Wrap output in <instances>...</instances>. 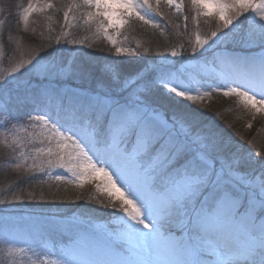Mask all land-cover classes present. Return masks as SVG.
<instances>
[{"label":"snow or ice","instance_id":"obj_1","mask_svg":"<svg viewBox=\"0 0 264 264\" xmlns=\"http://www.w3.org/2000/svg\"><path fill=\"white\" fill-rule=\"evenodd\" d=\"M162 4L181 14L176 0H81L64 18L84 8L85 18L99 20L112 41L109 29L126 21L158 27L147 14L162 16ZM191 7L197 15L215 14L218 22L210 35L196 36L189 55L173 47L158 54L164 62L125 73L117 63L97 70L62 52L49 57L42 47L0 79V127L12 124L8 102L31 104L39 113L29 123L40 125V144L48 145L24 152V142L14 138L8 147L24 161L12 156L9 163L33 175L64 169L78 184L102 180L108 197L119 202L110 225L51 218L34 225L27 238L0 218V244L9 257L31 254L33 264H264V154L200 126L191 110L162 111L156 96L163 88L183 101L199 99L170 79L168 57H184L196 62L195 73L209 87L264 111V0H191ZM34 10L29 0L20 19ZM8 18L0 19V29ZM115 52L142 56L138 49Z\"/></svg>","mask_w":264,"mask_h":264},{"label":"trees","instance_id":"obj_2","mask_svg":"<svg viewBox=\"0 0 264 264\" xmlns=\"http://www.w3.org/2000/svg\"><path fill=\"white\" fill-rule=\"evenodd\" d=\"M35 1L36 0H31V2L34 3ZM28 3L29 0H4L3 3L5 16L8 18L9 13H11L6 23L8 29L12 35L21 38L25 46L34 45L35 47H39V49L42 47L48 48L49 50L47 53L49 56L52 53L57 54V52H62L67 57L70 56L69 54H72V60L87 67H94L97 70L101 69L106 64L117 63L125 70V73H134L145 65L164 62L161 60H158L159 62L156 61L160 58L158 55L159 53L168 52L173 47L176 49L180 47L184 49L190 46L192 39L191 35L195 31H198L201 35H210L211 31L215 30L218 22L215 14L212 16H204L197 15L196 12L194 13L195 23L191 21L193 12L190 13L187 21H185L184 18L188 15L184 16V14H180L178 16L173 12L172 8L163 6L162 4L161 8L163 11L161 19L164 25L163 28L154 27L153 25H144L143 21L138 20L134 22L128 21L126 22L127 25H124L117 31V33H119L117 38L122 42H117V44L110 46L105 40L103 41L97 37H90L88 39V36H84L85 34L82 35L81 32L75 30L76 28H67L66 30L61 6L53 7L51 10L47 7L35 10L32 13L29 25L27 28L23 29L20 15L22 14L21 10H23ZM11 25L14 26L11 27ZM8 29L6 28L3 40H1L4 47L8 46V42L5 38ZM82 38L89 43L84 46L85 49L83 50H77V44L73 45L67 43L68 41H77ZM57 39L61 41L59 45L56 44ZM132 39L137 40L139 43L137 48L134 46ZM50 46L56 48H51ZM116 47L138 49L142 53V56L132 57L130 52L122 53L121 56H117L115 52ZM143 48H150L151 54L143 55ZM186 50L188 51V49ZM10 57L11 52L7 51L4 57L6 63L10 62ZM97 75L99 76V71H97ZM84 83L87 86L88 82L84 81ZM163 95L171 98L172 101L179 104L182 109L198 113L196 119L200 126L211 127L235 144L242 145L243 148L251 149L254 152L260 151L264 154V143H259L257 141L251 142L248 138L244 137V131H246L245 126L248 125V119L252 117L250 113L248 115L243 109L237 107V109H233V113L229 114V107L226 103H224L223 106L218 104L221 102L219 100L221 97L220 94L209 90L204 96L197 95L199 99L196 101L189 102L183 101L180 98H175L164 91L163 88H158L156 96L160 109L164 112L171 113L172 111L179 110L175 109L170 103L169 105H165L160 100L164 97ZM18 104H16V108L14 109L16 114L11 115L12 112L10 110L7 111L9 118H11V116L13 118L11 120L12 125L17 123L19 119L29 120L30 115L35 116L39 113V109H36L35 106L31 104L21 102ZM17 126L20 125L18 124ZM17 126H7L6 128L8 129L7 132L11 129H17L18 138L24 142L25 149H27L26 151L21 149L22 151L29 152L35 147H47V141H45L43 145L40 144V140L43 139L44 134L37 125L31 127L33 124H23L22 126L27 128L26 132L24 131L25 127L16 128ZM28 134H32L31 143H28ZM7 139L5 141V146L0 148V186L5 185L11 189V191H6V194L0 196V199L6 201L3 206H0V210L3 211L5 208L8 209V211L0 212V214L9 212V208L12 206L20 208V210H22L21 213H31L33 211H24L29 210L28 208L25 209L24 206L33 204L41 198L42 200L49 201H42L45 205L40 206L37 211H46L45 209L51 208L52 206L54 210L61 211L66 215H70L74 212L93 217L97 214H101L103 217L109 215L108 210L104 208L105 205L102 204V202H104V197L98 194L96 188L95 190L89 189L90 187L93 188V182L90 180L83 182V184L75 188V184H68L66 181L54 184V180L50 179L46 174H25L15 169L14 165L9 163V157L14 156L15 162L20 163L18 156L20 158L21 156L19 152H17V155L11 152L8 145L12 141L9 140V137ZM27 162L30 163L29 160ZM10 186H12L13 189ZM41 194L45 195L42 196ZM115 203L119 204L118 201ZM14 207L12 209H16ZM0 218L2 217L0 216ZM10 227L14 233L19 234L22 238H27L33 230L30 224L23 222H12ZM5 249L6 245L0 244V264H5L1 253L5 251Z\"/></svg>","mask_w":264,"mask_h":264},{"label":"rangeland","instance_id":"obj_3","mask_svg":"<svg viewBox=\"0 0 264 264\" xmlns=\"http://www.w3.org/2000/svg\"><path fill=\"white\" fill-rule=\"evenodd\" d=\"M81 2V0H36L35 3L31 2L33 4V7L35 10L39 9V8H46V4L47 3H52L54 7L57 6H61V8L63 9V22L66 26V30L67 28H76L75 30L78 32H81L82 35L84 36H88V39L90 37H97L99 39H102L103 41L105 40V42L112 46L117 44V42H122L120 39L117 38V35L119 33H117L118 29H109L108 31V35L112 36L113 40L109 41L108 39L105 38V32L103 31V28L100 25V21L96 20V19H86L85 15H86V9L84 8H79L77 10H74L72 12L69 13V18L67 21H65L64 18V12L68 11V8L71 4L75 3V4H79ZM177 3H181L182 5V9H181V15L184 14L188 15L187 18L189 17L190 13H192V23H195L194 20V13L196 12L194 9H192L191 7V0H176ZM4 0H0V19H5L7 18L5 16V11L3 8V4ZM28 5V4H27ZM27 7V6H26ZM162 7V6H161ZM34 10V11H35ZM173 12L176 13V10L174 8H172ZM33 11V12H34ZM163 11V9H162ZM22 12V10H21ZM31 12L28 16L27 21H23L21 20V25L23 27V29L27 28V26L30 23V19L32 17V13ZM149 16V18L151 20H153L154 24L158 25V27L163 28L164 25L162 23V19L161 16H156L154 13H148L147 14ZM21 16V15H20ZM128 22V21H126ZM126 22L121 25L119 27V29L121 27H123L124 25H127ZM7 24H5L3 26L2 29H0V32L3 33L6 32V28L8 29V25L6 27ZM196 25V24H195ZM14 25H11V27ZM15 28V27H13ZM70 31V30H69ZM68 31V32H69ZM192 33V32H191ZM199 35L201 37V39L205 38L206 35L204 34H199L198 31H195L191 36V42H190V46H187L184 49H188L187 52H185V55H189L191 52V47L192 45L195 44V40H196V36ZM5 38L6 41L8 42V46L4 47L2 41L0 40V45L3 46V51H4V56L2 59H0V79H2L5 76H8L9 74L14 72V69L16 68V66L20 63L21 60H27L29 58V55L31 54H36L40 51L39 47H35L34 45H27L25 46L22 43L21 38L12 35V33L10 32V30L8 29L7 33L5 34ZM125 38V37H124ZM124 40V39H123ZM78 42H82L77 44V50H83L85 49L84 46H86L87 41L84 40V38L82 39H78ZM114 41V42H113ZM134 46L137 48L139 46V43L137 42V40L132 39ZM38 48V49H37ZM182 48H177V51H180ZM11 52V57H10V62L6 63L5 62V56L6 53ZM171 51V50H170ZM78 52V51H77ZM46 56H49L48 53L45 54ZM52 56H55L56 54H51ZM49 57H52V56ZM68 55V54H67ZM70 56L67 57L68 59L72 60V54H69ZM161 57L159 59H157L156 61L159 62L158 60H160ZM168 59L170 61H168V63H172L170 65V67L172 68L174 74L170 77V79H172V81L174 83H179L182 84V86L186 89V90H190L192 92V94L194 95H201L204 96L205 93L209 92V90L211 92H216L217 94H220L221 97L219 98V100L221 101L220 105L223 106L224 103H226L229 107L228 112L229 114L233 113V109H237V107H240L241 109H243L245 112L250 113V115L252 116L251 118L248 119V125H246V131H244V134L246 138L249 139V141L253 142V141H257L259 143H264V111H261L259 113L255 112V110H249L248 108L245 107V104L243 102V100L239 97H236L234 95H230L228 97H225L223 95V91L219 90L215 87V85H213L212 87L208 86V83L202 81L199 77V75H197L194 71V64L196 63L193 60H184V57H180V58H171L168 57ZM171 61H175L174 63ZM162 63V62H161ZM177 69H182V71H175ZM164 97L161 98L160 100L166 105L172 104L173 107H175V109L180 110L182 109V107L173 102L171 98L163 95ZM206 101V100H205ZM20 103L17 100H12L10 102H8L7 105V111L10 110L12 112L11 115L16 114L15 113V108H16V104ZM21 105V104H18ZM226 106V105H225ZM3 105H0V108H3ZM163 111V110H162ZM246 118V116H245ZM12 116L10 118V120H12ZM4 121V117L0 116V124H2ZM20 126H17V125ZM23 124H33L34 127L35 125H37L40 130L41 127L38 123L36 122H31L29 123V120H21L19 119V121L17 120V123L15 124H9L8 126H17L16 128H23L25 126H22ZM39 130V131H40ZM8 129L5 127H0V148L5 146L6 144V139L9 137V140H13L14 138H18V134H17V129H11L9 132H7ZM44 134V133H43ZM8 140V139H7ZM22 141V140H21ZM48 146V145H47ZM264 146V145H263ZM52 147H55V145L53 144ZM24 151H26L27 149L24 148L22 149ZM260 152V151H259ZM6 154V153H4ZM15 155H17V153H15ZM18 160L20 163H22L24 161V159L18 156ZM29 162L31 163V161L29 160ZM43 174H46V176H48L50 179H53L54 184H59V183H63L66 181V183H71V184H75V188H77L80 184L75 183L74 182V178L72 177L71 173H68L66 170L64 169H52L51 170V174H49V172H45ZM55 175H63L65 176V180L63 181H56L54 179ZM88 181V180H86ZM93 183V188L90 187V190H95V188L97 189L98 194H101L104 197V202H102L103 205H105L104 208H106L105 210H108L109 215H107V217H103L101 216V214H97L96 216H88V215H81L78 214L76 212L71 213L70 215H66L65 213L61 212V211H57L54 210L51 206V208H47L45 209L46 211H37L39 209L40 206H44L45 204L42 203V201L47 202L49 200H42L41 198L38 201H35V203L24 206L25 209H29V210H24V211H33L31 213L25 214V213H21L22 210H20V208H16L14 206L9 208V212L7 213H3L0 214V216L3 217H7L11 222H23V223H28L30 224L32 227L36 224H38L39 222L51 219V218H64V219H68V220H87V221H91L92 223L96 224V225H110L114 222L115 219V213L112 211L113 207H119V204H116V200L115 198H110L108 197L106 191H104L103 188V184L104 182L102 180H90ZM89 181V182H90ZM85 182V181H84ZM97 184H100V188H97ZM9 185V184H8ZM7 186H0V196H2L3 194H6V191H11V189H9L8 187L5 188ZM12 188V186H10ZM13 189V188H12ZM77 194V193H76ZM42 195V194H41ZM45 194H43L42 196H44ZM45 199V198H44ZM2 200V199H0ZM49 203V202H48ZM52 204V203H51ZM0 206H3V204H0ZM16 208V209H12V208ZM50 207V205H49ZM2 208V207H1ZM8 211L7 208H5L3 211L0 210V212H6ZM34 213V214H33ZM26 238V237H24ZM20 247H24L25 245H23L22 243L19 245ZM5 261V264H33L34 258L31 257V254H26V255H21V256H12L9 257L7 254V245H6V249L5 251L1 252Z\"/></svg>","mask_w":264,"mask_h":264}]
</instances>
